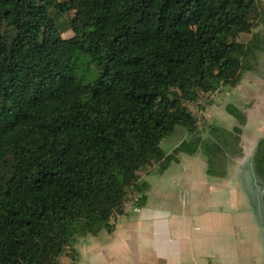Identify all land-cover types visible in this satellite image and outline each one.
I'll return each mask as SVG.
<instances>
[{
	"label": "trees",
	"instance_id": "trees-1",
	"mask_svg": "<svg viewBox=\"0 0 264 264\" xmlns=\"http://www.w3.org/2000/svg\"><path fill=\"white\" fill-rule=\"evenodd\" d=\"M262 0H0V264L76 260L91 235L143 204V172L198 149L219 168L243 156L246 115L209 128L197 148L186 106L237 85L264 53ZM70 31L72 38H63ZM92 66L91 82L76 78ZM264 197V139L248 162ZM247 186L253 185L247 174ZM136 198L133 201V196Z\"/></svg>",
	"mask_w": 264,
	"mask_h": 264
},
{
	"label": "crops",
	"instance_id": "crops-1",
	"mask_svg": "<svg viewBox=\"0 0 264 264\" xmlns=\"http://www.w3.org/2000/svg\"><path fill=\"white\" fill-rule=\"evenodd\" d=\"M173 134L165 154L207 138L181 127ZM237 159L222 169L197 149L179 153L163 172L159 164L147 168L139 178L143 204H126L111 231L76 237V260L62 257L61 264H264V197L251 164L248 172Z\"/></svg>",
	"mask_w": 264,
	"mask_h": 264
},
{
	"label": "rangeland",
	"instance_id": "rangeland-1",
	"mask_svg": "<svg viewBox=\"0 0 264 264\" xmlns=\"http://www.w3.org/2000/svg\"><path fill=\"white\" fill-rule=\"evenodd\" d=\"M262 1L260 12L264 19V0ZM254 33L261 36L260 38H263L262 41H264V25H259L251 33L238 36L237 43L246 44ZM62 37L72 38L73 35L67 31L62 34ZM91 69H93L92 66H82L76 72V78L90 83ZM228 104L239 108L246 115V122L242 127L243 135L240 138V140L242 139L240 145L244 146L243 157H241L242 159L238 158L237 161L247 165L254 155L258 141L264 139V53H257L254 71L243 73L241 81L237 85L224 87L216 92L199 93L194 103L186 104L197 120V133L208 137L210 127L219 126L227 130L232 129L236 122L224 110ZM177 138L178 135L173 134L163 140L160 144L161 149L166 150ZM248 213L252 214L250 211ZM262 214H264V207Z\"/></svg>",
	"mask_w": 264,
	"mask_h": 264
}]
</instances>
